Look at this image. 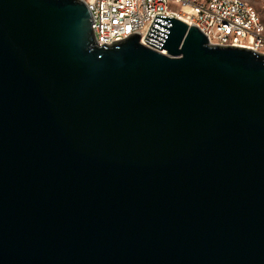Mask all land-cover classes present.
<instances>
[{
	"label": "water",
	"instance_id": "95a60500",
	"mask_svg": "<svg viewBox=\"0 0 264 264\" xmlns=\"http://www.w3.org/2000/svg\"><path fill=\"white\" fill-rule=\"evenodd\" d=\"M92 25L0 0V264H264V55Z\"/></svg>",
	"mask_w": 264,
	"mask_h": 264
},
{
	"label": "built area",
	"instance_id": "2783aa9c",
	"mask_svg": "<svg viewBox=\"0 0 264 264\" xmlns=\"http://www.w3.org/2000/svg\"><path fill=\"white\" fill-rule=\"evenodd\" d=\"M88 7L99 45L131 34L146 41L158 17L176 18L198 27L211 45L245 48L264 55V23L244 0H80Z\"/></svg>",
	"mask_w": 264,
	"mask_h": 264
},
{
	"label": "rangeland",
	"instance_id": "374dc122",
	"mask_svg": "<svg viewBox=\"0 0 264 264\" xmlns=\"http://www.w3.org/2000/svg\"><path fill=\"white\" fill-rule=\"evenodd\" d=\"M251 6H253L259 13L263 23H264V0H244Z\"/></svg>",
	"mask_w": 264,
	"mask_h": 264
}]
</instances>
